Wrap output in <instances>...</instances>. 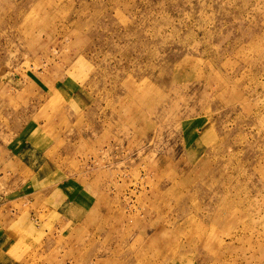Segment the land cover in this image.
Returning <instances> with one entry per match:
<instances>
[{"label": "rangeland", "instance_id": "rangeland-1", "mask_svg": "<svg viewBox=\"0 0 264 264\" xmlns=\"http://www.w3.org/2000/svg\"><path fill=\"white\" fill-rule=\"evenodd\" d=\"M0 197L25 264H264V0H0Z\"/></svg>", "mask_w": 264, "mask_h": 264}, {"label": "crops", "instance_id": "crops-1", "mask_svg": "<svg viewBox=\"0 0 264 264\" xmlns=\"http://www.w3.org/2000/svg\"><path fill=\"white\" fill-rule=\"evenodd\" d=\"M24 146V145H23ZM22 146L20 147L19 152H21ZM11 154L20 162L19 164L21 166L25 167H30L25 161L24 158L21 154L17 153L14 154L12 153L13 151H10ZM13 156H9L10 159L13 158ZM31 168V167H30ZM33 168V167H32ZM35 169H33L34 171ZM79 192H74L70 194V197L73 198L69 200L70 205L79 212H86L89 208L91 196L87 192L80 193ZM20 199L23 197H19ZM0 207H2L6 203H10L7 201L6 198H1L0 197ZM8 217L5 215V217H0V264H25L23 262L22 258V252H23V247L25 245H28L30 240L25 237V236H18L17 238L13 237L12 234L6 230H4L3 225L4 222H9L7 220ZM72 221H76L72 220ZM25 237V238H24ZM23 239V240H22ZM22 240V242H20Z\"/></svg>", "mask_w": 264, "mask_h": 264}]
</instances>
